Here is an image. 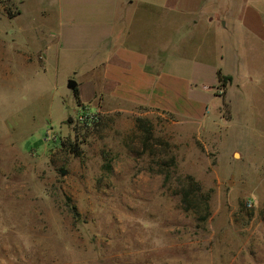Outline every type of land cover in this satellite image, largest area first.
<instances>
[{"label": "rangeland", "instance_id": "374dc122", "mask_svg": "<svg viewBox=\"0 0 264 264\" xmlns=\"http://www.w3.org/2000/svg\"><path fill=\"white\" fill-rule=\"evenodd\" d=\"M60 4L0 0V264H264V140L215 68L211 123L118 101Z\"/></svg>", "mask_w": 264, "mask_h": 264}, {"label": "crops", "instance_id": "0c3cea01", "mask_svg": "<svg viewBox=\"0 0 264 264\" xmlns=\"http://www.w3.org/2000/svg\"><path fill=\"white\" fill-rule=\"evenodd\" d=\"M60 1V7H76V24L90 28L85 49L107 64L103 91L118 101L211 123L224 99L210 107L191 93L200 85L195 76L201 65L213 66L212 87L222 85L220 72L232 77L225 87L235 136L249 131L264 140V0Z\"/></svg>", "mask_w": 264, "mask_h": 264}, {"label": "trees", "instance_id": "16d2710c", "mask_svg": "<svg viewBox=\"0 0 264 264\" xmlns=\"http://www.w3.org/2000/svg\"><path fill=\"white\" fill-rule=\"evenodd\" d=\"M219 78H220V81H221V84L223 86H227L228 84V81L232 78L231 76H226V75H223L222 72H220V75H219ZM76 95L78 98H80V90L77 88L76 89ZM190 178L194 181V185L196 186L195 190L199 189L200 186L199 184L195 181V179L193 177L190 176Z\"/></svg>", "mask_w": 264, "mask_h": 264}, {"label": "water", "instance_id": "95a60500", "mask_svg": "<svg viewBox=\"0 0 264 264\" xmlns=\"http://www.w3.org/2000/svg\"><path fill=\"white\" fill-rule=\"evenodd\" d=\"M79 85V83L76 81V80H70L69 82V87L72 88V89H76L77 86ZM64 173H66V171L64 170Z\"/></svg>", "mask_w": 264, "mask_h": 264}]
</instances>
